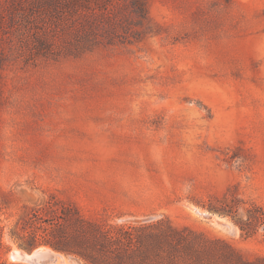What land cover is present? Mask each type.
I'll use <instances>...</instances> for the list:
<instances>
[{
    "label": "rangeland",
    "instance_id": "obj_1",
    "mask_svg": "<svg viewBox=\"0 0 264 264\" xmlns=\"http://www.w3.org/2000/svg\"><path fill=\"white\" fill-rule=\"evenodd\" d=\"M143 2L140 40L78 55L14 60L0 35V264H30L10 229L50 196L89 218L167 215L264 254V229L236 223L264 206V0ZM71 37L64 24L55 43ZM217 198L241 201L222 216L202 206Z\"/></svg>",
    "mask_w": 264,
    "mask_h": 264
},
{
    "label": "trees",
    "instance_id": "obj_2",
    "mask_svg": "<svg viewBox=\"0 0 264 264\" xmlns=\"http://www.w3.org/2000/svg\"><path fill=\"white\" fill-rule=\"evenodd\" d=\"M6 1L0 0V35L12 34L10 55L17 60L24 54L25 62L78 55L100 43L132 41L130 36L140 40V31L132 26L143 25L147 17L143 0ZM64 24L72 37L66 46H57ZM216 200L202 206L222 216L234 215L241 201L235 198L237 204L227 205L226 198ZM246 214L236 219L241 231L264 229L263 205L250 203ZM10 236L25 250L46 245L82 264H264V254L245 258L224 238L176 224L167 215L125 221L89 218L73 203L53 196L40 204H23Z\"/></svg>",
    "mask_w": 264,
    "mask_h": 264
},
{
    "label": "water",
    "instance_id": "obj_3",
    "mask_svg": "<svg viewBox=\"0 0 264 264\" xmlns=\"http://www.w3.org/2000/svg\"><path fill=\"white\" fill-rule=\"evenodd\" d=\"M14 256L30 264H63L64 262V256L59 251L46 247H36L27 253L14 252Z\"/></svg>",
    "mask_w": 264,
    "mask_h": 264
}]
</instances>
